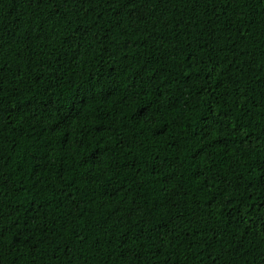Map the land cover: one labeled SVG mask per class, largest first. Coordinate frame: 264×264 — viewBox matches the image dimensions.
<instances>
[{"label":"trees","instance_id":"16d2710c","mask_svg":"<svg viewBox=\"0 0 264 264\" xmlns=\"http://www.w3.org/2000/svg\"><path fill=\"white\" fill-rule=\"evenodd\" d=\"M0 264H264V0H0Z\"/></svg>","mask_w":264,"mask_h":264}]
</instances>
